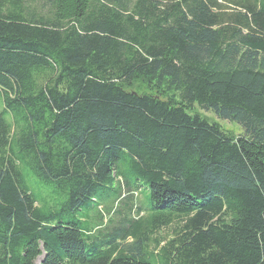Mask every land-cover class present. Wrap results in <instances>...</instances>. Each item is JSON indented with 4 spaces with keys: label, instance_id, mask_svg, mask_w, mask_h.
I'll use <instances>...</instances> for the list:
<instances>
[{
    "label": "trees",
    "instance_id": "16d2710c",
    "mask_svg": "<svg viewBox=\"0 0 264 264\" xmlns=\"http://www.w3.org/2000/svg\"><path fill=\"white\" fill-rule=\"evenodd\" d=\"M37 260L264 264V0H0V264Z\"/></svg>",
    "mask_w": 264,
    "mask_h": 264
},
{
    "label": "rangeland",
    "instance_id": "374dc122",
    "mask_svg": "<svg viewBox=\"0 0 264 264\" xmlns=\"http://www.w3.org/2000/svg\"><path fill=\"white\" fill-rule=\"evenodd\" d=\"M197 110V109H196ZM198 113L204 117L205 119L209 120L210 122H216L218 123L223 130L231 133L232 135H242V129L234 123L230 122H223L220 120H217L212 114L200 111L198 110ZM138 187H141V189H133L131 195L129 198H127V201L133 204H136L139 208V210L147 215H149V204H148V198H149V193L148 191L144 188V185L141 183H136ZM136 193V194H135ZM111 210V207L109 209L104 208L103 213L100 212V217L98 214L95 213H89V218H88V228L93 229L94 232L92 233L91 236H89L88 239L85 240V249L87 252L90 251L91 248L97 247L99 249H104L106 248L107 242H110V240L114 237V234L110 232V221L113 216H109V212ZM124 210L123 204H120L118 207V212H122ZM91 215H93L91 217ZM76 218L78 220H83L84 216L82 215V212H79L75 214ZM100 226L99 230L95 231V228ZM169 232V231H168ZM161 235L162 232H161ZM35 264H39V260L36 261Z\"/></svg>",
    "mask_w": 264,
    "mask_h": 264
}]
</instances>
